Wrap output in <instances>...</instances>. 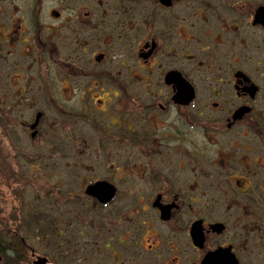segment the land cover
<instances>
[{
  "label": "flooded vegetation",
  "instance_id": "obj_1",
  "mask_svg": "<svg viewBox=\"0 0 264 264\" xmlns=\"http://www.w3.org/2000/svg\"><path fill=\"white\" fill-rule=\"evenodd\" d=\"M0 118L67 260L264 264V0H0Z\"/></svg>",
  "mask_w": 264,
  "mask_h": 264
},
{
  "label": "rangeland",
  "instance_id": "obj_2",
  "mask_svg": "<svg viewBox=\"0 0 264 264\" xmlns=\"http://www.w3.org/2000/svg\"><path fill=\"white\" fill-rule=\"evenodd\" d=\"M7 87H9V84H7ZM2 88L1 90H3ZM57 134L62 135L60 131ZM4 135H6V128L4 129L2 119L0 118V143L3 142L2 145H4L7 140ZM26 143L27 141L25 144ZM2 145H0V238L4 236L6 240H10L7 244L11 243V246H13V243H16V241H11L15 239L11 234H19V240L23 241V239H25V242H27L28 245L30 244L38 254L50 255V259L56 264H105L106 261L110 259V255L105 256V253L102 254L98 252L103 249L102 243L106 238L104 235H101L100 238V249L95 250L98 247L93 246V248L88 251L91 255V259L86 257L83 262L81 261L83 255H80L77 262L76 253L74 252L68 256L69 260L60 255V241L56 238V234L59 233V230L53 224H50L49 228L47 225L45 226L35 221V217H37L40 212L44 211L45 200H47L46 194L42 189L37 187L40 186L39 182L41 180H39V177L26 178L23 180L21 174L25 169V162L22 163L15 160L12 164L6 163L3 158L4 147ZM32 165H34V163H32ZM14 169L18 172V177H15V180L11 177ZM89 224H91L90 220L84 224V229L92 230L88 226ZM47 235L49 237H47ZM114 244L117 247L115 241ZM56 245H58L57 249L52 251V246ZM18 248L19 247L13 246L12 250L15 255L14 260L16 264L17 262L18 264H32L33 258H31L30 253L28 259H21L19 255L22 252L18 250ZM107 253L109 254L110 252L107 251ZM136 259L138 260V257ZM0 264H3V260H0Z\"/></svg>",
  "mask_w": 264,
  "mask_h": 264
},
{
  "label": "trees",
  "instance_id": "obj_3",
  "mask_svg": "<svg viewBox=\"0 0 264 264\" xmlns=\"http://www.w3.org/2000/svg\"><path fill=\"white\" fill-rule=\"evenodd\" d=\"M13 237H15L14 240H11V241H16V243H13V246L15 247H19L18 250H25V243H23L22 240H19L20 237L19 235H13L11 234ZM19 238V239H18ZM7 242H10V240H6L4 238V236L2 238H0V256L2 257L1 260H3V264H16V261L14 260L15 259V255L13 254V246H11V243L10 244H7ZM27 254H29L27 252ZM19 257L21 259H28V256H26L25 253H21L19 255ZM18 264V262H17Z\"/></svg>",
  "mask_w": 264,
  "mask_h": 264
},
{
  "label": "water",
  "instance_id": "obj_4",
  "mask_svg": "<svg viewBox=\"0 0 264 264\" xmlns=\"http://www.w3.org/2000/svg\"><path fill=\"white\" fill-rule=\"evenodd\" d=\"M48 259L46 257L40 256L33 261L34 264H48Z\"/></svg>",
  "mask_w": 264,
  "mask_h": 264
}]
</instances>
